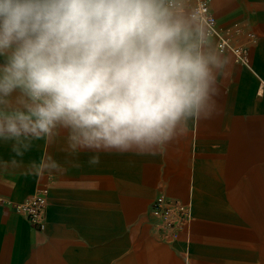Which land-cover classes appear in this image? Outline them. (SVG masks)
Returning <instances> with one entry per match:
<instances>
[{
    "label": "clouds",
    "instance_id": "obj_1",
    "mask_svg": "<svg viewBox=\"0 0 264 264\" xmlns=\"http://www.w3.org/2000/svg\"><path fill=\"white\" fill-rule=\"evenodd\" d=\"M213 24L199 0H0V143L62 138L73 167L159 154L219 115L232 61ZM30 171L65 169L46 154Z\"/></svg>",
    "mask_w": 264,
    "mask_h": 264
},
{
    "label": "crops",
    "instance_id": "obj_2",
    "mask_svg": "<svg viewBox=\"0 0 264 264\" xmlns=\"http://www.w3.org/2000/svg\"><path fill=\"white\" fill-rule=\"evenodd\" d=\"M207 1L219 26L239 25L258 38L248 65L227 53L231 75L221 82L219 115L190 123L155 156L101 152L96 166L88 164L93 153H80L73 167L62 138L35 142L23 157L0 143V264H185L180 249L190 240L197 252L195 242L233 253L236 241H260L264 250V0ZM46 154L65 171H30ZM45 186L51 205L38 230L14 203ZM161 194L193 214L172 245L153 229L150 207Z\"/></svg>",
    "mask_w": 264,
    "mask_h": 264
},
{
    "label": "built area",
    "instance_id": "obj_3",
    "mask_svg": "<svg viewBox=\"0 0 264 264\" xmlns=\"http://www.w3.org/2000/svg\"><path fill=\"white\" fill-rule=\"evenodd\" d=\"M207 8L214 21V40L217 47L231 53L240 65L250 62V50L257 43L256 34L239 25L221 27L214 16L209 2L199 0ZM16 211L22 214L38 230H44L48 219L49 198L46 187H40L25 200L14 203ZM150 212L153 217V229L157 238L167 244H174L193 220L191 206L182 200L164 194L158 195L152 202Z\"/></svg>",
    "mask_w": 264,
    "mask_h": 264
},
{
    "label": "rangeland",
    "instance_id": "obj_4",
    "mask_svg": "<svg viewBox=\"0 0 264 264\" xmlns=\"http://www.w3.org/2000/svg\"><path fill=\"white\" fill-rule=\"evenodd\" d=\"M148 189L149 193H153L152 187H149ZM47 192L50 200L51 193H49L48 188ZM151 198L152 197H149V201ZM49 204L51 205V200L49 201ZM178 241H180V239ZM193 244L194 241L191 242L190 240L189 244L184 243V247H181L180 249H183V255H186H181L182 259L186 261L185 263L183 260L185 264H264V250L260 249V241H236L233 253L231 251L229 252L231 246L227 247V245H225L221 246L222 249H219V246L214 243H206V245L208 244L210 246H205L204 243L195 242V244L200 245L199 252H197L196 250L193 251L191 249ZM203 245L205 247H202ZM176 248L177 247H172V249L177 250ZM201 249H204V251L202 252ZM217 254H222L224 256H218Z\"/></svg>",
    "mask_w": 264,
    "mask_h": 264
}]
</instances>
